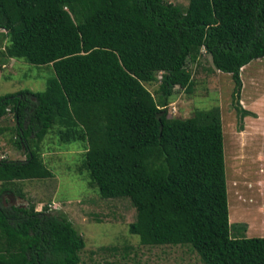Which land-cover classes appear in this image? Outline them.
I'll return each instance as SVG.
<instances>
[{
  "label": "trees",
  "instance_id": "obj_1",
  "mask_svg": "<svg viewBox=\"0 0 264 264\" xmlns=\"http://www.w3.org/2000/svg\"><path fill=\"white\" fill-rule=\"evenodd\" d=\"M0 0L7 57L47 65L40 91L0 95L23 159L0 158V264H77L82 236L45 206H6L4 183L51 176L34 146L54 124L84 143L81 164L102 199H128L143 245L188 244L203 264H264V237L230 233L219 110L167 118L185 61L201 50L229 73L264 57V0ZM157 99L142 84L156 79ZM10 190V189H8Z\"/></svg>",
  "mask_w": 264,
  "mask_h": 264
},
{
  "label": "rangeland",
  "instance_id": "obj_2",
  "mask_svg": "<svg viewBox=\"0 0 264 264\" xmlns=\"http://www.w3.org/2000/svg\"><path fill=\"white\" fill-rule=\"evenodd\" d=\"M186 8L187 0H164ZM0 29V59L9 41ZM0 63V95L20 89L40 91L51 75V67L33 65L21 58ZM208 53L185 61L190 86H175L165 106L167 118H187L200 110L217 107L222 132L224 177L226 178L230 233L232 236L264 237V57L242 66L241 87L235 99L248 111L233 108V83L229 73L216 70ZM156 79L142 84L157 99ZM13 117H0V158L23 159L14 143ZM60 124L50 127L34 146L51 176L4 183L1 193L6 206H45L52 214L66 217L82 236L84 247L77 264H203L188 245H143L127 230L136 211L125 198L102 199L91 186L81 159L84 143ZM10 189V190H8Z\"/></svg>",
  "mask_w": 264,
  "mask_h": 264
}]
</instances>
